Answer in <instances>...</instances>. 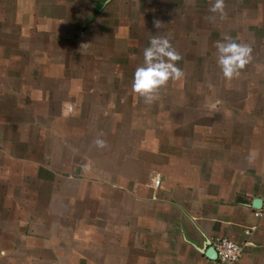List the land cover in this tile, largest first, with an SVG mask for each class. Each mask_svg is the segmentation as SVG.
Returning <instances> with one entry per match:
<instances>
[{
  "label": "crops",
  "instance_id": "1",
  "mask_svg": "<svg viewBox=\"0 0 264 264\" xmlns=\"http://www.w3.org/2000/svg\"><path fill=\"white\" fill-rule=\"evenodd\" d=\"M214 2L0 0V264H264V0ZM158 31L184 76L146 104ZM225 35L252 48L232 79ZM219 236L250 243L221 263Z\"/></svg>",
  "mask_w": 264,
  "mask_h": 264
},
{
  "label": "clouds",
  "instance_id": "2",
  "mask_svg": "<svg viewBox=\"0 0 264 264\" xmlns=\"http://www.w3.org/2000/svg\"><path fill=\"white\" fill-rule=\"evenodd\" d=\"M225 0H215L210 5L212 14H225ZM215 19V15L209 17ZM157 30L163 26L158 19L153 21ZM217 50V64L227 79L239 76L250 61L252 48L246 43H237L232 37L225 35L215 44ZM143 63L135 69L132 91L141 97L146 104H152L157 99L158 91L165 87L170 80H179L184 76V71L176 62L181 59L180 54L173 47L168 36L154 34L149 45L143 49ZM98 147H104L105 141L98 139Z\"/></svg>",
  "mask_w": 264,
  "mask_h": 264
},
{
  "label": "built area",
  "instance_id": "3",
  "mask_svg": "<svg viewBox=\"0 0 264 264\" xmlns=\"http://www.w3.org/2000/svg\"><path fill=\"white\" fill-rule=\"evenodd\" d=\"M256 216L260 215V211L257 209L254 211ZM257 227L256 223H251L247 227L243 228V232L245 234L250 233L252 230ZM248 240L243 242H238L232 240L225 236H219L214 238L212 241H209V245H211L216 253L214 260L221 263H232L237 260L243 250L244 245L249 244Z\"/></svg>",
  "mask_w": 264,
  "mask_h": 264
},
{
  "label": "water",
  "instance_id": "4",
  "mask_svg": "<svg viewBox=\"0 0 264 264\" xmlns=\"http://www.w3.org/2000/svg\"><path fill=\"white\" fill-rule=\"evenodd\" d=\"M252 204L255 206V207H259L260 204H261V200L256 197V198H253L252 199ZM203 253L205 254L206 257L210 258V259H214L215 258V251L213 249V247L211 245H208L207 243V246L203 248Z\"/></svg>",
  "mask_w": 264,
  "mask_h": 264
},
{
  "label": "rangeland",
  "instance_id": "5",
  "mask_svg": "<svg viewBox=\"0 0 264 264\" xmlns=\"http://www.w3.org/2000/svg\"><path fill=\"white\" fill-rule=\"evenodd\" d=\"M68 51H70V50H68ZM78 51H81L82 52V50H78ZM72 53H75V51L73 50ZM104 69H106V68H104ZM87 77H90V76H87ZM117 77L119 78L120 76L116 74V79H117ZM120 88L123 89L122 84H120Z\"/></svg>",
  "mask_w": 264,
  "mask_h": 264
}]
</instances>
